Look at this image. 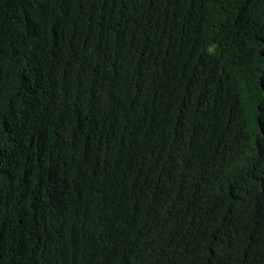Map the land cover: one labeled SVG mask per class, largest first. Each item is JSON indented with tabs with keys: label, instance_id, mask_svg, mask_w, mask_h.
Listing matches in <instances>:
<instances>
[{
	"label": "trees",
	"instance_id": "obj_1",
	"mask_svg": "<svg viewBox=\"0 0 264 264\" xmlns=\"http://www.w3.org/2000/svg\"><path fill=\"white\" fill-rule=\"evenodd\" d=\"M0 264H264V0H0Z\"/></svg>",
	"mask_w": 264,
	"mask_h": 264
}]
</instances>
